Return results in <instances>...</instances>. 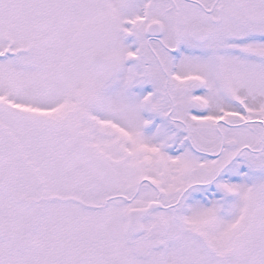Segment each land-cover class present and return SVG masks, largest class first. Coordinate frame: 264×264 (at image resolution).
Segmentation results:
<instances>
[{
	"label": "snow or ice",
	"instance_id": "6c2138e0",
	"mask_svg": "<svg viewBox=\"0 0 264 264\" xmlns=\"http://www.w3.org/2000/svg\"><path fill=\"white\" fill-rule=\"evenodd\" d=\"M0 264H264V0H0Z\"/></svg>",
	"mask_w": 264,
	"mask_h": 264
}]
</instances>
